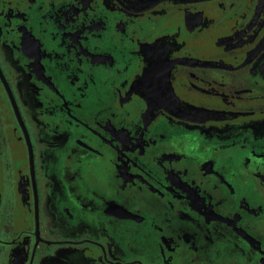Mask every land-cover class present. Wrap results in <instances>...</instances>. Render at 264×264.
<instances>
[{"label":"flooded vegetation","instance_id":"obj_1","mask_svg":"<svg viewBox=\"0 0 264 264\" xmlns=\"http://www.w3.org/2000/svg\"><path fill=\"white\" fill-rule=\"evenodd\" d=\"M0 264H264V0H0Z\"/></svg>","mask_w":264,"mask_h":264}]
</instances>
